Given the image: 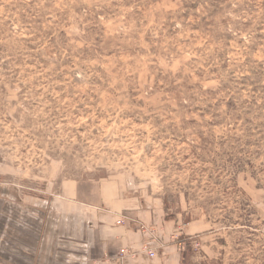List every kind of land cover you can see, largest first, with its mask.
<instances>
[{"label":"rangeland","instance_id":"obj_1","mask_svg":"<svg viewBox=\"0 0 264 264\" xmlns=\"http://www.w3.org/2000/svg\"><path fill=\"white\" fill-rule=\"evenodd\" d=\"M64 181L200 224L181 264H264V0H0V257Z\"/></svg>","mask_w":264,"mask_h":264},{"label":"crops","instance_id":"obj_2","mask_svg":"<svg viewBox=\"0 0 264 264\" xmlns=\"http://www.w3.org/2000/svg\"><path fill=\"white\" fill-rule=\"evenodd\" d=\"M108 182H62L50 220H42L34 234L25 225L26 264H181L184 243L173 237L177 223L159 218L158 210L147 209L139 199L127 205L125 196L110 190ZM194 226L185 225L181 235L191 237L200 224ZM148 250L156 251L155 257ZM4 257L0 264H13Z\"/></svg>","mask_w":264,"mask_h":264},{"label":"built area","instance_id":"obj_3","mask_svg":"<svg viewBox=\"0 0 264 264\" xmlns=\"http://www.w3.org/2000/svg\"><path fill=\"white\" fill-rule=\"evenodd\" d=\"M148 253L151 257H155L156 255V252L155 251H152V250H148ZM123 257H125V255H123Z\"/></svg>","mask_w":264,"mask_h":264},{"label":"trees","instance_id":"obj_4","mask_svg":"<svg viewBox=\"0 0 264 264\" xmlns=\"http://www.w3.org/2000/svg\"><path fill=\"white\" fill-rule=\"evenodd\" d=\"M185 239H186V240H193L191 237H186V236H185V237L181 238L180 241H181L182 243L185 244ZM180 241H179V242H180Z\"/></svg>","mask_w":264,"mask_h":264}]
</instances>
